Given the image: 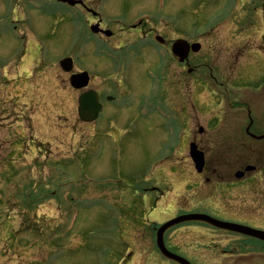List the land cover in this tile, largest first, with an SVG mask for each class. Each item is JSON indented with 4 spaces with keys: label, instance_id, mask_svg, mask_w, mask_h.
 <instances>
[{
    "label": "rangeland",
    "instance_id": "374dc122",
    "mask_svg": "<svg viewBox=\"0 0 264 264\" xmlns=\"http://www.w3.org/2000/svg\"><path fill=\"white\" fill-rule=\"evenodd\" d=\"M112 4L118 5L119 13L133 6L129 14L137 18L132 24L145 22L140 33L113 40H138L152 33L166 41L183 38L201 45L200 52L190 55L189 64L192 69L203 68L186 74L169 57L163 82L158 59L149 64L144 60V67L131 61L135 72L127 84L131 87L122 89L118 86L125 78L122 72L114 75L99 42L90 39L70 46L75 28L65 24L63 38L41 41L37 60L20 62L19 72L10 68L11 77L28 73L29 79L19 88L24 91L17 93L18 88L10 91L2 81L18 56L3 55L20 47L10 45L8 37L1 40L0 264H175L159 255L155 229L183 213H220L264 231V203L251 197L242 203L241 198V188L253 174L235 179V167L233 175L229 173L238 155L264 167V152L258 156L255 149L262 143L252 141L251 150L236 141L224 146V157L218 154L221 181L229 177L241 183L233 185L231 195L213 198L209 131L196 136L211 117L228 113L231 101L232 117L264 118V93L257 95L264 90V0H114ZM39 26L47 34L53 31L48 21L41 20ZM117 31L113 27L112 32ZM155 50L158 54L157 45ZM64 53L74 57V72L96 77L91 89L101 90L100 80L111 77L102 90L113 96L125 92L119 101L128 105L115 117L120 136H103L99 128L102 136L93 139L90 134L97 128L78 121L75 109L81 92L69 88V79L58 68ZM244 95L257 96L252 108L239 102ZM108 117L106 110L101 127ZM192 143L206 153L208 173L201 176L209 182L201 187L188 155ZM156 187L164 194L155 204L159 192L151 190ZM242 212L247 216L241 218ZM163 238L169 251L191 264H264L262 242L200 224L172 229Z\"/></svg>",
    "mask_w": 264,
    "mask_h": 264
},
{
    "label": "flooded vegetation",
    "instance_id": "af4514ba",
    "mask_svg": "<svg viewBox=\"0 0 264 264\" xmlns=\"http://www.w3.org/2000/svg\"><path fill=\"white\" fill-rule=\"evenodd\" d=\"M37 2H54V0H5V1H0V12L2 13H12V15L15 13L16 15H22L24 19V24H23V29L20 31V40H27V43H30L32 45L33 43L37 45V25L33 24V21L29 22L33 17H31V14L34 15V17H37ZM97 2V4H95ZM114 0H84L83 1V6H75L74 8H77V11L80 13L86 14L88 17L86 19V25L85 27L88 29L90 28V25L96 24L99 20V28L101 30H110L112 32L113 27H118V35L117 32L115 33L114 37H110L106 39L105 37L102 36V33H97L95 35H92L93 37L91 38H96V40H99L101 50L105 52H109L113 57L116 58V66H117V71L123 72L124 77L126 80V83L128 82L130 84V80L134 76V71L130 69V61H136L139 62L141 66H145V63L149 64L153 61L154 59V43H153V36H152V31H149L148 33H152L150 37H145V36H140L138 37V40H113V39H122L123 35L125 34H130L131 32H141L143 31V24L145 22L139 21L136 25L132 24V21L134 19V15H130V9L133 8V6H127L123 12H120V15H116L115 12L118 11L116 10L118 5H114L113 3ZM129 4V3H128ZM56 7L58 6V11L61 12V15L65 12H67V8L64 7L63 5H55ZM89 10L91 12L97 11L99 13V17L93 16L92 14L89 13ZM65 11V12H63ZM135 12V11H134ZM60 15V16H61ZM65 18V17H64ZM63 18H60L58 21V24L60 27H57L56 30L54 29L52 34H58L59 37L60 35L63 36L65 28L63 33L61 32V28H63V24L66 22ZM21 19L10 21V23H18L20 22ZM68 23V22H66ZM117 23L116 25H114ZM14 29H19L18 25H13ZM25 28V30H24ZM42 32V31H41ZM147 33V34H148ZM113 35V33H112ZM9 38L11 40V37L6 34V38ZM163 44H156L158 50L164 49L168 50L170 49V41L164 42L165 40H161ZM145 60V63H144ZM198 68H194V72L197 71ZM116 74H119L116 72ZM93 78L89 79V86L93 85ZM213 81L215 82V85L217 87L219 86V82L213 78ZM102 84L101 86V91H99L96 88V92L99 96L100 102L104 103L103 100L106 101V99H109V103L115 102L113 100V97L106 96L104 97V94H102V89L103 87L106 86V82L103 79V82H100ZM104 91V90H103ZM264 93V90H262L260 93L257 95L259 96L260 94ZM120 95H118L119 97ZM124 97V96H123ZM253 98L257 100V96L255 95ZM251 97L244 96L243 100L240 103L245 104L248 107L251 105V102H249V99H253ZM112 100V101H111ZM232 103H228V111L231 110ZM248 115H250V111L246 109ZM229 113V112H228ZM108 120L110 121L109 123L113 122L112 117H108ZM264 118H251L250 116L246 118L244 117H232L230 115H221V116H214L210 118V122H207L205 127H200L198 129L197 135L196 136H202L206 135L205 131H209V136H210V144H211V150L210 153L213 155V160H212V167L211 171L209 172L214 180L213 183L210 184V193L209 195L211 197H220V198H225L229 195H231V192L233 190V185L238 184L241 182H233L229 180V177L225 181H221L224 177L219 174L220 173V166L218 164V154L223 156V148L224 146L233 145V142H237V146H241L245 150H251L248 149L249 143L256 142V143H262L261 147H255L256 152L258 156L260 154H263L264 152ZM209 125V126H208ZM235 130L237 132H240V135L236 136L235 135ZM196 139V138H195ZM200 144L197 145L198 149H200L204 155L206 154L202 148L199 147ZM224 157V156H223ZM238 161L235 162L236 166H232L230 169L229 173L230 175H233L232 169L235 167L236 172L235 173H240V172H245L247 168H252L250 171L245 172V174L240 178H244V176L249 174L250 172L253 174V177L250 180H244L246 183H244L243 187L241 188V198H242V203H245L246 199H249L250 197L256 200V202L263 204L264 203V167L259 166L256 163L255 159H249L247 158L246 155H238ZM218 160V161H217ZM203 173L206 174L208 173L207 170V162L205 159V164ZM219 170V173H218ZM200 174V181H199V186L201 187L204 184L209 182L208 178H202ZM235 177V175H234ZM243 181V182H244ZM206 182V183H205ZM259 200V201H258ZM212 216L216 219L220 220H225V221H230L233 223H238L240 224L242 222V219H235V218H228L220 213H213ZM244 216H247L244 212L241 214V218ZM240 221V222H238ZM242 222L241 224H243ZM252 228H260V227H255L252 225H249Z\"/></svg>",
    "mask_w": 264,
    "mask_h": 264
},
{
    "label": "water",
    "instance_id": "95a60500",
    "mask_svg": "<svg viewBox=\"0 0 264 264\" xmlns=\"http://www.w3.org/2000/svg\"><path fill=\"white\" fill-rule=\"evenodd\" d=\"M59 2L62 3H66L68 5H74L76 2H74L73 0H58ZM200 49L199 45H193L191 46V50L193 51V53L198 52ZM173 54L178 57L180 62H183L184 59L187 58L188 52H189V46L187 45V43L183 42V41H177L176 43H174L173 46ZM60 67L61 70H63L65 73L70 72L72 69V64H71V60H63L60 63ZM88 76L86 73H82V74H78V75H73L71 77L70 83H71V87L73 89L76 90H80L83 89L85 87H87L88 84ZM100 105L98 104V99L95 93L93 92H87L83 95L80 96L79 100H78V113H79V117L81 118L82 121L85 122H90L93 121L94 118L97 117L99 111H100ZM190 157L195 165V168L197 170V172H201L202 167H203V154L198 152L195 147L193 145L190 146ZM205 222L207 224L216 226V227H220V228H224L227 230H231L233 231H237L239 233H242L244 235H249V236H253L258 238L259 240H262L264 242V233L261 232H256V231H252L246 228H241V227H237V226H233L230 224H224V223H219L217 221L211 220L210 218L206 217V216H202V215H185V216H181L178 217L174 220L169 221L168 223L164 224L157 232V246L159 251L161 252V254L174 261L177 262L178 264H189L188 262H186L184 259L182 258H178L175 255H172L171 253H169L162 242V238L164 232L175 226L178 225L180 223H184V222Z\"/></svg>",
    "mask_w": 264,
    "mask_h": 264
},
{
    "label": "bare ground",
    "instance_id": "6f19581e",
    "mask_svg": "<svg viewBox=\"0 0 264 264\" xmlns=\"http://www.w3.org/2000/svg\"><path fill=\"white\" fill-rule=\"evenodd\" d=\"M222 115H224V113H223ZM193 146L195 147V149H197V147H196L195 145H193ZM201 171H202V170H201ZM72 230H73V228H72ZM72 230H71V231H72Z\"/></svg>",
    "mask_w": 264,
    "mask_h": 264
}]
</instances>
